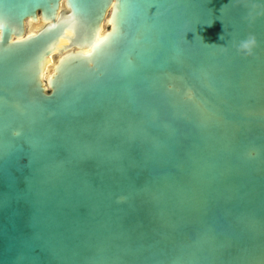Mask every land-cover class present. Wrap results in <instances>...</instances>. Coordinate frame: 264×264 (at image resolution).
I'll return each mask as SVG.
<instances>
[{
    "label": "water",
    "instance_id": "95a60500",
    "mask_svg": "<svg viewBox=\"0 0 264 264\" xmlns=\"http://www.w3.org/2000/svg\"><path fill=\"white\" fill-rule=\"evenodd\" d=\"M142 2L0 0V129L20 133L0 155V264H26L37 233L79 231L89 245L92 231L144 234L169 256L208 228L259 245L249 220L264 225V94L249 95L250 58L233 45L264 40V4L151 0L162 15L148 19ZM27 21L42 27L26 34ZM198 103L222 119L202 126ZM105 116L121 133L80 161L72 140L96 146ZM29 138L49 145L37 161ZM161 215L174 227L161 230ZM31 264L51 262L35 253Z\"/></svg>",
    "mask_w": 264,
    "mask_h": 264
},
{
    "label": "snow or ice",
    "instance_id": "6c2138e0",
    "mask_svg": "<svg viewBox=\"0 0 264 264\" xmlns=\"http://www.w3.org/2000/svg\"><path fill=\"white\" fill-rule=\"evenodd\" d=\"M255 2V0H253ZM264 4V0H260ZM143 10L144 15L148 19H156L162 13L157 10L162 5L152 3L151 0H143L138 3ZM155 8L157 15H149V10ZM205 18H209V14L205 11ZM212 18L214 16L212 15ZM99 47V44L94 45ZM245 57L250 58V68L246 76V84L251 96L259 91L264 94V40L253 36V39L247 40L244 44ZM7 51V50H5ZM189 100L197 103L196 97L189 95ZM201 113V124L207 126L210 123H218L222 119V115L206 104L198 103ZM114 117L105 116L103 124L99 129L97 144L93 146L88 143H81L72 140L74 152L80 161L91 159L93 153L99 150L100 141L107 135L120 134L121 129L118 128L114 121ZM0 131L4 134V140L0 143V155L7 157L12 147V138L20 135L17 131L9 132L8 125L5 124ZM123 133L135 137L138 133L134 128H127ZM69 139L74 135L73 130L69 129L65 134ZM27 142L32 147L31 158L37 161L47 150L48 143L42 139L29 138ZM250 158H253L250 155ZM174 159L159 156L154 163L164 168L175 163ZM35 171H41L36 169ZM31 177L28 178L31 185ZM3 201H0V205ZM250 231L254 235L258 234L261 238L259 245L253 247H240L237 241L227 231L218 233L215 228H208L198 234L195 245H186L182 247L178 254L169 256L162 248L161 242L155 240L149 242L148 239L141 234L136 240H131L124 234L113 236L111 234L92 231L96 242L93 244H85L83 242L76 243V238L80 232H72L71 235L64 233H52L44 235L37 233L30 242L25 246L21 260L26 264H31L32 254L44 253L48 256L51 264H199L203 260L205 264H264V225H259L254 218H250ZM174 227L172 223L163 215L160 217V229L165 230ZM71 231V230H70ZM84 231V229H81ZM223 238H220V237ZM195 247L196 251H190ZM228 259H225V258Z\"/></svg>",
    "mask_w": 264,
    "mask_h": 264
},
{
    "label": "bare ground",
    "instance_id": "6f19581e",
    "mask_svg": "<svg viewBox=\"0 0 264 264\" xmlns=\"http://www.w3.org/2000/svg\"><path fill=\"white\" fill-rule=\"evenodd\" d=\"M26 24H30L31 26H38V29L42 27V24H41V23H38V24L33 25L30 21H27ZM38 29H37V30H38ZM35 33H36V31H35V32H28V33H26V34H35ZM102 34H103V31H101V32L99 33V37L102 36ZM56 60H57V59H56ZM51 61H52V62H51ZM52 63H53V57H50V58H49V61H48V63H47V66H46V68H45V70H44V78H47L48 75L52 72V69H53L55 63L53 64V66H52V68H51L49 74H48V75H45V71H48V70H49V67L51 66Z\"/></svg>",
    "mask_w": 264,
    "mask_h": 264
},
{
    "label": "clouds",
    "instance_id": "9594fccd",
    "mask_svg": "<svg viewBox=\"0 0 264 264\" xmlns=\"http://www.w3.org/2000/svg\"><path fill=\"white\" fill-rule=\"evenodd\" d=\"M254 7H255V5H254ZM223 37H224V31H223V33L220 35L219 39L222 40V41H224ZM251 39H253V37H250V38H249V40H251ZM244 44H245V43H242V44H234L233 47L237 48V49L240 50V51H243L244 54H245ZM214 45L219 46V47H220L223 51H225V52L228 51V47H227V45L224 44V43H223V44H214Z\"/></svg>",
    "mask_w": 264,
    "mask_h": 264
},
{
    "label": "rangeland",
    "instance_id": "374dc122",
    "mask_svg": "<svg viewBox=\"0 0 264 264\" xmlns=\"http://www.w3.org/2000/svg\"><path fill=\"white\" fill-rule=\"evenodd\" d=\"M37 29H38V26H31L30 24H28L27 27H26V33H28V32H35V31H37ZM56 59H57V58H56ZM56 59L53 58V63H52L51 66L49 67V70H48V71H45V75H48V74H49V72H50V70H51L53 64L55 63V60H56ZM51 62H52V61H51Z\"/></svg>",
    "mask_w": 264,
    "mask_h": 264
},
{
    "label": "flooded vegetation",
    "instance_id": "af4514ba",
    "mask_svg": "<svg viewBox=\"0 0 264 264\" xmlns=\"http://www.w3.org/2000/svg\"><path fill=\"white\" fill-rule=\"evenodd\" d=\"M28 24H26V27H27Z\"/></svg>",
    "mask_w": 264,
    "mask_h": 264
}]
</instances>
